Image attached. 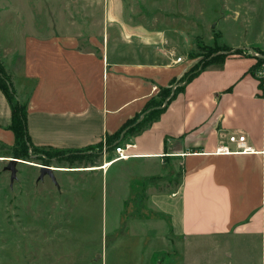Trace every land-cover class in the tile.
I'll use <instances>...</instances> for the list:
<instances>
[{"label": "crops", "instance_id": "crops-1", "mask_svg": "<svg viewBox=\"0 0 264 264\" xmlns=\"http://www.w3.org/2000/svg\"><path fill=\"white\" fill-rule=\"evenodd\" d=\"M148 1L154 0H0L2 36L11 32L7 24L26 17L14 24L21 38L12 39V52L0 47V65L10 83L15 78L29 85L30 142L98 162L56 168L60 173L104 175L118 163L150 161L165 174L150 176L139 168V182L159 183L149 201L167 221L172 240L190 247L197 240L233 235L260 239L264 249V64L257 65L264 58V18L254 54L232 47L241 53L226 55L221 66L207 67L185 83L183 76L195 64L180 52L189 32L154 25L158 11L135 8ZM13 2L31 9L22 14L4 7ZM19 41L21 56H15ZM15 61L20 69L14 74ZM163 90H170L167 98ZM149 103H161L162 111L148 123ZM10 123L0 89L1 150L14 146ZM138 124L141 130L129 132ZM231 135L243 136L251 153H218L225 145L236 150L227 143ZM118 146H128L127 159L113 161ZM174 166L180 180L164 186L167 168Z\"/></svg>", "mask_w": 264, "mask_h": 264}, {"label": "rangeland", "instance_id": "rangeland-1", "mask_svg": "<svg viewBox=\"0 0 264 264\" xmlns=\"http://www.w3.org/2000/svg\"><path fill=\"white\" fill-rule=\"evenodd\" d=\"M4 7L22 14L31 9L18 2ZM142 7L158 11L154 25L189 32L180 52L195 61V71L207 57L235 53L232 47L256 48L264 18V0H154L135 8ZM24 18L13 22L20 26ZM14 24H7L10 33L0 34L3 53L10 54L12 39L21 38V33L13 32ZM16 45L15 56H21V42ZM18 62L13 64L14 74L19 72ZM11 83L16 98L25 102L29 85L15 78ZM58 152V159L53 158ZM58 152L28 148L29 157H23L18 148L0 149V156L7 159L0 162V264H264L260 239L231 235L197 240L190 247L172 240L167 221L149 201L159 183L148 179L143 187L137 174L139 168L150 176L164 175L166 169H157L150 161H133L118 163L104 175L60 173L56 168L75 170L98 162L83 154L67 160L65 152ZM10 160L18 161L12 183L4 170ZM39 166L54 169L58 190L48 176L37 180ZM167 169L170 177L163 185L175 186L180 171Z\"/></svg>", "mask_w": 264, "mask_h": 264}, {"label": "trees", "instance_id": "trees-1", "mask_svg": "<svg viewBox=\"0 0 264 264\" xmlns=\"http://www.w3.org/2000/svg\"><path fill=\"white\" fill-rule=\"evenodd\" d=\"M200 51L205 52L206 48L205 49L201 48ZM240 53H241L240 51H236L233 54H240ZM211 56H212V54H211ZM225 57H226V55H222V54L212 56L209 59H207L208 58L207 57L205 59L204 63L200 66V68L197 71H195L196 68H192L190 71H188L183 76L182 82H185V83L189 82L190 80H192L195 77V75L198 74L199 71H203L209 66H212V65L221 66ZM263 64H264V58L258 59L257 65L261 67V65H263ZM8 85L11 87V90H12L11 92L8 89ZM0 89H1L2 93L5 95L7 102L9 103L10 110H11V123L7 129L10 130L14 135L15 143H14V146L12 149L18 148V150H20V152H21L20 154H22L23 157H29L28 155L25 154V152L28 148L34 149V147L32 146V144L30 142L29 136L27 134V128H26L27 101H28V99L25 102H21L16 98L13 87H12L9 79L6 77L4 70H3L1 65H0ZM169 94H170V90H163L161 92V95L163 98H167L169 96ZM160 104H158V105L153 104V103L147 104L144 111H147L149 109H151V110L146 114L147 115L146 116L147 118H145V119H147L146 122L149 123V122H152V121L157 119L158 115L162 111L161 108H157ZM137 119H138V117H136L135 119L124 124L123 127L115 134V136H118V134L122 130H124L126 127L131 126ZM142 126L143 125L138 124L135 127L130 128L129 132L136 133L142 129ZM115 136H114V138H115ZM58 155H59V152L56 155H54L53 158L58 159L57 158ZM79 155L80 154H77V155L71 154V155L67 156L66 159L75 161V160H77V158H83V156H79ZM59 159H61V158L59 157ZM69 168H72V167H69Z\"/></svg>", "mask_w": 264, "mask_h": 264}, {"label": "built area", "instance_id": "built-area-1", "mask_svg": "<svg viewBox=\"0 0 264 264\" xmlns=\"http://www.w3.org/2000/svg\"><path fill=\"white\" fill-rule=\"evenodd\" d=\"M181 58H177L176 62H180ZM228 144H233L236 148L235 151H232L228 146H222L219 149H217V152L225 153V154H230V153H251V149L247 147L246 141L243 136H234L231 135L227 139ZM126 146L125 148L123 146H118L115 147L114 152L116 154V157L114 158L113 161H119V160H124L129 157V155L126 154Z\"/></svg>", "mask_w": 264, "mask_h": 264}, {"label": "water", "instance_id": "water-1", "mask_svg": "<svg viewBox=\"0 0 264 264\" xmlns=\"http://www.w3.org/2000/svg\"><path fill=\"white\" fill-rule=\"evenodd\" d=\"M250 52L252 54H254L253 50H250ZM221 54V53H219ZM218 54V55H219ZM256 55V54H255ZM8 89L11 92V87L8 85ZM171 96V95H170ZM16 163H18V161L16 160H10L7 164V166L4 168L5 171L9 172L10 174V182H14V180L16 179ZM39 177H38V181L43 180V178L45 176H48L50 178V180L53 182V184L55 185V187L58 189V184L55 180L54 174H53V170L49 167H45V166H39ZM100 257V256H99Z\"/></svg>", "mask_w": 264, "mask_h": 264}, {"label": "bare ground", "instance_id": "bare-ground-1", "mask_svg": "<svg viewBox=\"0 0 264 264\" xmlns=\"http://www.w3.org/2000/svg\"><path fill=\"white\" fill-rule=\"evenodd\" d=\"M0 160H4V159H2V158H0ZM32 164V163H31ZM111 165V164H110ZM105 167H108V165L106 164L105 166H104V168ZM90 169H94V168H90ZM101 169H102V167H101ZM54 170V169H53Z\"/></svg>", "mask_w": 264, "mask_h": 264}]
</instances>
